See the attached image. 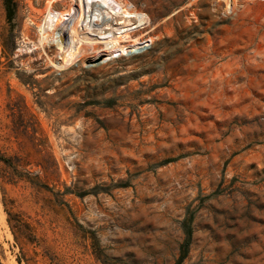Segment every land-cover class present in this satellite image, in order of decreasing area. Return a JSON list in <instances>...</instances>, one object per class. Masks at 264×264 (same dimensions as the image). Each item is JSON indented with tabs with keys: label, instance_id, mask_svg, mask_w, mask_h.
Here are the masks:
<instances>
[{
	"label": "rangeland",
	"instance_id": "rangeland-1",
	"mask_svg": "<svg viewBox=\"0 0 264 264\" xmlns=\"http://www.w3.org/2000/svg\"><path fill=\"white\" fill-rule=\"evenodd\" d=\"M46 1L0 0L2 264H264V0H109L146 34L97 57Z\"/></svg>",
	"mask_w": 264,
	"mask_h": 264
},
{
	"label": "bare ground",
	"instance_id": "bare-ground-1",
	"mask_svg": "<svg viewBox=\"0 0 264 264\" xmlns=\"http://www.w3.org/2000/svg\"><path fill=\"white\" fill-rule=\"evenodd\" d=\"M57 1L58 0L46 1L47 3L45 8V15L43 19L44 21H48L50 18H53L52 22L55 23V28L53 25L52 28L56 29L60 34L63 35V37L65 36V38H75L74 40L77 45L72 46V49L73 47H75L73 49V52L77 50L75 51L77 52L76 54L89 51L90 53H92V57H97L99 54L107 50L112 51V49H115L116 51V49L120 50L121 48L131 43V45L138 44L140 43V39L142 38V36L146 34V31L144 32L139 29L141 24L135 25L136 17L138 21V16H136V14H134L133 12L134 10H132V8L135 9V6H133L131 10L118 11V9L109 0H74L75 6L72 7V9H65L55 13L53 9L56 6ZM172 3L174 4L175 1L171 0L169 2V4ZM108 4H110V6ZM168 9L169 7H165L163 9L158 8L157 10L151 8L148 10V18L150 21L154 22V24L151 25L150 29H148L147 31L153 32L160 28L161 21H158L157 23H155V21L160 18L164 10ZM52 13H54L53 17ZM172 14H168L165 19L169 17L168 20H172L175 17L172 16ZM68 18L72 19V24L70 23L71 25L69 28L68 24H65L64 21V19L67 20ZM48 26L50 27V25ZM48 26H46V28ZM143 26L144 25L142 24V27ZM88 35L90 37H88ZM56 42L59 45L62 41H59V39L57 38ZM71 44H73V42ZM136 49L137 51L133 52H131V50H128L129 53L127 52L126 55H135L144 51V48L142 49V47ZM74 54L75 53H73V55ZM112 60L113 57H110L108 61L112 62ZM153 119L156 121V117H154ZM147 131L150 132L151 129H148ZM2 215H0L1 218L3 217ZM2 220L3 219H1V221ZM8 264H12V262H8Z\"/></svg>",
	"mask_w": 264,
	"mask_h": 264
},
{
	"label": "trees",
	"instance_id": "trees-1",
	"mask_svg": "<svg viewBox=\"0 0 264 264\" xmlns=\"http://www.w3.org/2000/svg\"><path fill=\"white\" fill-rule=\"evenodd\" d=\"M3 2L5 5L6 14L8 17H10V15L15 10V2L14 0H3ZM0 160L6 161V158L0 154ZM7 222L9 224L15 244L19 246L20 250L24 244L35 241L32 227L19 214H10L8 212ZM0 264H2L1 261Z\"/></svg>",
	"mask_w": 264,
	"mask_h": 264
}]
</instances>
